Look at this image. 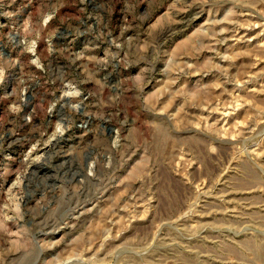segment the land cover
Returning <instances> with one entry per match:
<instances>
[{"label": "rangeland", "instance_id": "rangeland-1", "mask_svg": "<svg viewBox=\"0 0 264 264\" xmlns=\"http://www.w3.org/2000/svg\"><path fill=\"white\" fill-rule=\"evenodd\" d=\"M0 264H264V0H0Z\"/></svg>", "mask_w": 264, "mask_h": 264}]
</instances>
